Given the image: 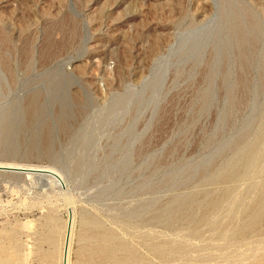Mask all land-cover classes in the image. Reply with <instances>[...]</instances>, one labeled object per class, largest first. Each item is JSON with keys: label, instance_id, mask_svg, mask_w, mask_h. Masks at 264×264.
<instances>
[{"label": "rangeland", "instance_id": "374dc122", "mask_svg": "<svg viewBox=\"0 0 264 264\" xmlns=\"http://www.w3.org/2000/svg\"><path fill=\"white\" fill-rule=\"evenodd\" d=\"M0 162V264L263 263L264 0H0Z\"/></svg>", "mask_w": 264, "mask_h": 264}, {"label": "bare ground", "instance_id": "6f19581e", "mask_svg": "<svg viewBox=\"0 0 264 264\" xmlns=\"http://www.w3.org/2000/svg\"><path fill=\"white\" fill-rule=\"evenodd\" d=\"M0 169H2V170L3 169L4 170H11V171L14 169V171H16L18 173H24V174H29V173L30 174H32V173L34 174V173H36V174H40V175H46V176H48L49 178H51L53 181H55L59 185H64L65 184V180L63 179L62 175L55 168L49 167V166H37V165H32V164H18V163H7V162L6 163H3V162H0ZM263 193H264V190H263ZM261 194L262 193L260 191V195ZM255 198H253L254 201L256 199H258V197L256 199ZM253 203L255 205L256 202H253ZM259 204H261V203L259 202L256 205H259ZM252 205L253 204L251 202V206ZM259 207H260L259 211H256V212L252 213L250 216L248 215L249 217L247 219H245L243 222H241L240 224H238L240 226H237L236 229L239 232V234H241L242 232H245V231L247 232L248 230H251V228H253L255 225H257L256 222L260 218L261 212L264 209V204L262 206L260 205ZM253 208L254 207H251V209H253ZM256 208H258V207H256ZM71 225H72V218H71V215H69L68 218L65 219L64 232L62 234L63 235V238H62L61 247H60V264H68V260H69V248H70L69 247V243H70V237H71ZM235 233L236 232H234V236H235ZM109 236H110L109 234H106L103 237L104 243L101 244V245H99V246H97V247H101L102 248L101 250L103 252H106V253L108 252L107 251V247H108L107 240L110 239ZM180 248H182V247H180ZM180 248L177 249V250L178 251L181 250ZM109 254H111V256H112L113 259H116L115 254H114V251L110 250L109 251ZM128 255L129 256H132L133 254H131L130 251H129L128 252ZM261 264H264V260H263V263H261Z\"/></svg>", "mask_w": 264, "mask_h": 264}, {"label": "water", "instance_id": "95a60500", "mask_svg": "<svg viewBox=\"0 0 264 264\" xmlns=\"http://www.w3.org/2000/svg\"><path fill=\"white\" fill-rule=\"evenodd\" d=\"M12 171H14V169ZM16 174H18V173L16 172Z\"/></svg>", "mask_w": 264, "mask_h": 264}]
</instances>
